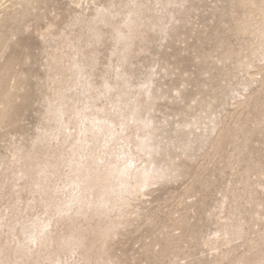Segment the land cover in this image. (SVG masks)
I'll use <instances>...</instances> for the list:
<instances>
[{
    "label": "rangeland",
    "instance_id": "1",
    "mask_svg": "<svg viewBox=\"0 0 264 264\" xmlns=\"http://www.w3.org/2000/svg\"><path fill=\"white\" fill-rule=\"evenodd\" d=\"M0 264H264V0H0Z\"/></svg>",
    "mask_w": 264,
    "mask_h": 264
},
{
    "label": "bare ground",
    "instance_id": "2",
    "mask_svg": "<svg viewBox=\"0 0 264 264\" xmlns=\"http://www.w3.org/2000/svg\"><path fill=\"white\" fill-rule=\"evenodd\" d=\"M254 9H255V6H254ZM251 15V14H250ZM252 16V15H251ZM77 69V68H76ZM7 97V96H6ZM5 98V97H4ZM6 99V98H5ZM9 100V99H8ZM8 103H9V101H8ZM6 104H7V102H6ZM9 108V107H8ZM5 109V108H4ZM59 117V116H58ZM57 119V118H56ZM135 140V139H134ZM142 144H143V141H139L138 143H137V146H139V147H141L142 146ZM123 155V154H122ZM119 156H117L116 158H118ZM118 161H119V159H118ZM131 163V162H130ZM124 164L121 162L118 166H116L114 169H113V172L115 173V176H116V178L117 179H119L118 180V184H123L124 185V187L123 188H125L126 187V184H125V181H124V179L122 178V176H121V173L123 174V172H124ZM72 171V170H71ZM136 177L139 179V180H141L142 182L143 181H145L146 180V176L143 174V173H141V172H139V173H137L136 174ZM114 187V186H113ZM115 198V197H114ZM33 237V236H32Z\"/></svg>",
    "mask_w": 264,
    "mask_h": 264
}]
</instances>
